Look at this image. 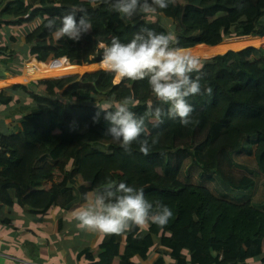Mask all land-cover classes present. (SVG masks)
Instances as JSON below:
<instances>
[{
  "label": "trees",
  "instance_id": "1",
  "mask_svg": "<svg viewBox=\"0 0 264 264\" xmlns=\"http://www.w3.org/2000/svg\"><path fill=\"white\" fill-rule=\"evenodd\" d=\"M239 2L244 7L238 0H174L163 9L169 23L159 9L127 21L104 0H0V32L39 18L31 35L38 60L67 57L72 66L93 65L102 56L98 41L116 36L127 43L142 27L172 30L179 46L191 49L264 38V0ZM70 8L86 12L92 24L78 42L57 40L47 26ZM13 51L0 49L4 66ZM202 61L201 72L192 74L201 76L202 92L187 98L194 107L191 123L165 118L154 126L146 120L147 138L157 140L147 156L138 142L129 155L105 135L103 113L93 122L97 105L108 101L131 95L137 115L149 102L159 103L147 80L114 85L112 73L97 71L69 81H29L12 88L10 97L0 96V111H6L0 225L15 223L14 207L37 219H62L85 202L84 194L111 179L143 188L146 198L161 199L174 215L162 228L150 223L121 235L101 234L77 255L83 264H137V258L152 264H264V48ZM208 87L210 96L203 91ZM23 102L27 106L12 108Z\"/></svg>",
  "mask_w": 264,
  "mask_h": 264
},
{
  "label": "clouds",
  "instance_id": "2",
  "mask_svg": "<svg viewBox=\"0 0 264 264\" xmlns=\"http://www.w3.org/2000/svg\"><path fill=\"white\" fill-rule=\"evenodd\" d=\"M121 15L122 19L131 21L139 15L157 13L158 9H166L174 0H104ZM238 7H244L238 0ZM77 8L68 9L60 17L48 19L47 26L54 29L57 40L67 38L80 41L92 30L88 14ZM59 20V27H56ZM102 49L99 68L113 74V83L124 80H147L150 91L156 101L149 102L148 110L137 115L132 109L137 101L131 95L123 97L119 102L108 101L103 106L97 105L98 111L93 122L99 123L101 114L107 123L105 135L119 142L129 155L132 146L138 142L139 151L149 155L151 148L157 143L147 138L146 120L159 126L165 118H179L181 125L191 123L190 116L194 111L188 97L202 92L200 73L203 61L193 49L179 46L174 31L157 33L148 28H141L133 34L127 43L113 36L110 43L103 40L97 42ZM65 61L67 57L62 58ZM209 96L210 87L203 90ZM166 106V107H165ZM144 136L142 139L141 137ZM84 203L76 208L72 215L78 227L91 233L104 235H121L132 230L134 226L143 227L155 224L165 227L173 218L172 209L161 199L146 198L143 188H136L125 182L119 183L108 179L102 186L91 193L84 194Z\"/></svg>",
  "mask_w": 264,
  "mask_h": 264
},
{
  "label": "crops",
  "instance_id": "3",
  "mask_svg": "<svg viewBox=\"0 0 264 264\" xmlns=\"http://www.w3.org/2000/svg\"><path fill=\"white\" fill-rule=\"evenodd\" d=\"M39 20L40 19L37 18L36 20L24 24L15 30H1L0 49L9 48L12 50H17L16 46H19L20 41H18L17 45L10 43L9 39H12L13 37L18 38L23 31H26L30 34L34 33V25L37 24ZM17 30L20 31L17 32ZM16 60L19 65L18 59ZM13 66L14 64L12 63L8 64L9 71L12 72L13 76L0 78V82H10L18 78L19 71ZM27 82L29 81L11 83L9 89L5 93L0 92V94L1 96L8 98L11 95L12 88ZM19 106H27V103L23 102L18 105H14L12 108ZM9 109L10 108H8V110ZM13 117L17 118L18 116ZM0 128H3L1 121ZM26 214L21 208L14 207L11 210V215L13 216L15 223L12 225H0V264H57L58 261L52 263L47 260H42L41 256L36 254L37 252H44V244L42 246L39 245L42 243L39 238L48 239L50 242L48 247H51L52 237L57 240V244L68 246L74 254V258L69 256L68 258H66V261L64 263L58 262V264H83L82 261H78L77 255L85 247L94 244L93 239H97L95 243H97L100 239L99 234L93 235L87 231L80 229L77 222H75V220L73 219V216L69 215L71 213H68L62 219H57L53 215L47 216L43 219H37L34 216ZM61 234L68 236L69 238L66 240L61 238ZM86 242L89 243L85 244ZM30 251H34L35 254ZM10 258L13 260H11ZM136 263L152 264L150 262H143L138 258L136 259Z\"/></svg>",
  "mask_w": 264,
  "mask_h": 264
},
{
  "label": "bare ground",
  "instance_id": "4",
  "mask_svg": "<svg viewBox=\"0 0 264 264\" xmlns=\"http://www.w3.org/2000/svg\"><path fill=\"white\" fill-rule=\"evenodd\" d=\"M20 31V30H19ZM32 33L23 31L18 38L13 37L11 42L18 45L19 55L17 59L23 64L18 65L19 76L10 82H0V92L5 93L11 83L20 81H38V80H65L73 77L75 74L94 73L95 71H103L99 68V63L93 65L72 66L64 59H58L49 63L40 62L34 56V39ZM264 48V38H235L226 40L215 47L197 46L193 48L195 54L201 58L225 54L229 50L234 52H243L246 56L253 55L256 49ZM23 84V83H22ZM25 84V83H24Z\"/></svg>",
  "mask_w": 264,
  "mask_h": 264
},
{
  "label": "rangeland",
  "instance_id": "5",
  "mask_svg": "<svg viewBox=\"0 0 264 264\" xmlns=\"http://www.w3.org/2000/svg\"><path fill=\"white\" fill-rule=\"evenodd\" d=\"M47 1L49 3L53 2V0H47ZM160 14L162 16H164L165 18H167V20L169 21V23L172 22V17L170 16V14L167 11L161 10L160 11ZM132 20H134V18H132ZM40 23L41 22L39 20V22L34 25L35 26V29L40 25ZM18 31L19 30H17V32ZM9 41H10V43L16 44L15 41L14 42H11V38L9 39ZM7 46H8V44H7ZM16 48H17V50H14L13 49L15 52L12 50L14 52V57L9 62V63L14 64V66H13L14 68H17L18 62H17L16 59H17V56L20 53L19 50H20L21 47L16 46ZM1 50H3V49H1ZM257 50H258V48L253 52V54H255ZM35 51L37 52V49L36 48H35ZM218 55H221V54H218ZM214 56H217V55H214ZM214 56H210V57L202 58V59H209V58H212ZM39 61L40 62H44L42 60H39ZM9 63H7V65L4 66L5 63L4 64H1V61H0V69H9V67H8V64ZM21 64H23V62L22 63L19 62V65H21ZM67 81H69V78H68ZM115 85H117V83ZM0 96H1V94H0ZM4 112H6V111H1V113H0V121H1V123H2L3 126L6 123V120H5L4 116H3ZM69 215L70 216H73L72 213L69 214ZM89 233H91V232H89ZM91 234H93V235H98L99 234L100 235V238H101V234L100 233H91ZM61 238H63V239L66 240L69 237L61 234ZM39 239L42 241V243L39 244V245L42 246L44 244V252H37L36 254L37 255H40L41 258H42V260H47V261H50L52 263H55L56 261H58L60 263H64L66 261V258H68L69 256L72 257V258H74V254H73L72 250L68 246H64V245H61V244H57V240L54 237L51 238V242H52V246L51 247H48V245L50 243L48 239H45V238H39ZM87 243H89V242H86L85 244H87ZM30 252H33L35 254L34 251H30ZM11 260H13V259H11ZM14 261H16V260H14ZM58 262H57V264H58Z\"/></svg>",
  "mask_w": 264,
  "mask_h": 264
},
{
  "label": "water",
  "instance_id": "6",
  "mask_svg": "<svg viewBox=\"0 0 264 264\" xmlns=\"http://www.w3.org/2000/svg\"><path fill=\"white\" fill-rule=\"evenodd\" d=\"M229 51H231V50H229ZM228 51V52H229ZM1 53V52H0ZM227 53V52H226ZM68 63H69V61L68 60H66ZM70 64V63H69ZM95 72H97V71H95ZM89 73V72H88ZM93 73V72H92ZM83 74H85V73H83ZM83 74H75L74 76H77V75H83ZM7 76H9V75H5V73L0 69V77H7ZM73 76V77H74ZM116 83H114V85H115Z\"/></svg>",
  "mask_w": 264,
  "mask_h": 264
}]
</instances>
